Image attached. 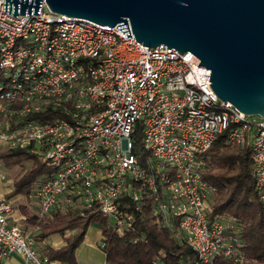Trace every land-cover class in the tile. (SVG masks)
<instances>
[{"label": "built area", "instance_id": "1", "mask_svg": "<svg viewBox=\"0 0 264 264\" xmlns=\"http://www.w3.org/2000/svg\"><path fill=\"white\" fill-rule=\"evenodd\" d=\"M26 18L0 0V150H26L51 168L28 197L37 216L97 211L122 236L149 201L153 222L194 252L190 264L232 257L234 222L213 213L203 154L221 134L249 146L264 207V119L221 101L193 54L147 50L129 22L126 38L116 25L55 14L44 0ZM14 209L0 199V260L51 264L35 247L37 225L9 222ZM147 264L167 263L156 255Z\"/></svg>", "mask_w": 264, "mask_h": 264}, {"label": "water", "instance_id": "2", "mask_svg": "<svg viewBox=\"0 0 264 264\" xmlns=\"http://www.w3.org/2000/svg\"><path fill=\"white\" fill-rule=\"evenodd\" d=\"M44 1L55 14L116 25L128 31L126 38L129 22L147 50L163 44L181 56L193 54L197 67L209 70V85L221 101L264 119V0ZM40 3L3 0V11L28 18L38 15Z\"/></svg>", "mask_w": 264, "mask_h": 264}, {"label": "trees", "instance_id": "3", "mask_svg": "<svg viewBox=\"0 0 264 264\" xmlns=\"http://www.w3.org/2000/svg\"><path fill=\"white\" fill-rule=\"evenodd\" d=\"M2 79L0 74V80ZM140 125H137L139 131ZM139 147L133 152L138 154ZM203 177L216 187L211 203L213 213L227 215L233 220L226 234L232 235L234 254L229 258H218L212 264H264V207L253 189V165L249 146L239 147L219 135L203 154ZM29 161L27 168L16 175L13 189L8 196L32 193L37 181L46 178L51 168L41 164L26 150H0V162L10 168ZM151 203L145 202L142 214H135L132 228L119 236L108 219L97 211H86L83 215L64 212L55 208L49 215L39 218L29 214L25 226L37 225L33 234L36 242L53 233L65 234V245L58 249L47 248L43 255L49 260L75 264V249L82 242L88 226L95 223L102 233L101 250L106 264H147L159 255L167 264H190L194 252L177 243L170 232L153 222ZM241 257L235 261L234 256Z\"/></svg>", "mask_w": 264, "mask_h": 264}, {"label": "crops", "instance_id": "4", "mask_svg": "<svg viewBox=\"0 0 264 264\" xmlns=\"http://www.w3.org/2000/svg\"><path fill=\"white\" fill-rule=\"evenodd\" d=\"M0 176H2V178H0V181H2L4 179L3 174H1L0 172ZM3 189H2V188ZM1 190H0V199L2 197L5 198H12L14 200L15 203V209L13 212V217L11 219H9V222L12 223L13 220H17L19 219V217L21 216H25L26 219L24 221V226L26 225V221H27V217L29 214H36L37 215V204L33 201V200H29V198L27 199L24 196L21 195H13V196H8L9 193L12 191L13 189V181H12V187H5V186H0ZM34 226V225H32ZM32 226H26L27 229H31L30 227ZM36 231L32 232V234H34ZM98 240H99V244H96V240H89L88 238L85 237L82 240V242L79 244V246L75 249L74 255L77 251H81L83 250L85 247L88 249H92V250H101V240H102V233L101 230H98ZM68 232H66L64 235L63 234H59V233H53L48 235L46 238L40 240L39 242L35 241V247L36 249H38L41 253H44V251L47 248H51V249H58L62 246L65 245V236H67ZM102 252V250H101ZM103 253V252H102ZM104 255V253H103ZM105 260V257H104ZM51 264H66L63 263L59 260H50ZM106 262V261H105ZM0 264H21V260L18 257H9L7 259H2L0 260ZM75 264H76V259H75Z\"/></svg>", "mask_w": 264, "mask_h": 264}, {"label": "rangeland", "instance_id": "5", "mask_svg": "<svg viewBox=\"0 0 264 264\" xmlns=\"http://www.w3.org/2000/svg\"><path fill=\"white\" fill-rule=\"evenodd\" d=\"M30 162L26 161L22 163L21 165H16L13 167H6L3 165V163L0 162V172L3 174L4 179L0 181V186H7V187H12V181H14L16 175H18L20 172H22L23 169L27 168L29 166ZM2 188V187H1ZM0 188V190H1ZM3 189V188H2ZM31 228V227H30ZM25 230L27 229L26 226H24ZM99 226L95 223H92L88 226L85 237L88 238L89 240H96V244H99L98 240V230ZM75 259H76V264H106L104 260V255L101 252V250H92L88 248H84L81 251H76L75 253Z\"/></svg>", "mask_w": 264, "mask_h": 264}]
</instances>
